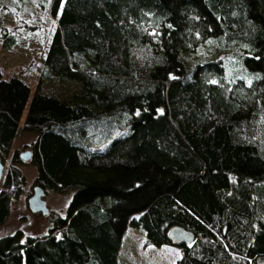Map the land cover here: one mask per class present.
<instances>
[{
	"label": "trees",
	"instance_id": "16d2710c",
	"mask_svg": "<svg viewBox=\"0 0 264 264\" xmlns=\"http://www.w3.org/2000/svg\"><path fill=\"white\" fill-rule=\"evenodd\" d=\"M43 9L55 25L34 90L0 69V161L32 132L36 186L72 194L45 235L0 237V264H121L127 230L161 247L173 227L192 236L174 264H264V0ZM209 42L214 58H185ZM9 161L0 225L23 184Z\"/></svg>",
	"mask_w": 264,
	"mask_h": 264
},
{
	"label": "rangeland",
	"instance_id": "374dc122",
	"mask_svg": "<svg viewBox=\"0 0 264 264\" xmlns=\"http://www.w3.org/2000/svg\"><path fill=\"white\" fill-rule=\"evenodd\" d=\"M37 1L39 3L32 0H0V34L4 29H15L17 33L15 44L11 49H4L0 42V69L5 77L19 75L18 72L23 73L21 77L29 83L31 90H34L35 71L40 66L41 53L47 46L55 25V20L43 9L49 0ZM184 56L192 60L193 58L197 60L214 58L216 47L212 42L204 43L193 54V57L188 54ZM35 137L36 135L32 132L18 130L11 144L10 153L2 162L4 170L10 163L11 154L16 153L17 156L24 150H29ZM15 167L23 177V184L19 186L18 196L10 201L9 215L0 225V237L16 231L21 232L22 240L26 237L43 236L48 232L56 217L64 216L72 192L57 193L45 189L43 200L49 214L46 216L40 213L32 214L28 211L27 199L32 194L33 187L36 186L34 182L37 175L36 168L30 161H20ZM123 241L121 264H174L180 257V250L177 246L145 245L144 234L141 230H127Z\"/></svg>",
	"mask_w": 264,
	"mask_h": 264
},
{
	"label": "water",
	"instance_id": "95a60500",
	"mask_svg": "<svg viewBox=\"0 0 264 264\" xmlns=\"http://www.w3.org/2000/svg\"><path fill=\"white\" fill-rule=\"evenodd\" d=\"M18 158L22 162L29 161L31 158V152L27 149L18 155ZM4 166L0 161V182L3 174ZM1 190V187H0ZM44 190L39 186H35L32 189V194L27 199L28 211L32 214L40 213L43 216L49 214V210L46 207L45 201L43 200ZM168 240L173 246H181L191 241L192 236L179 227H173L168 232Z\"/></svg>",
	"mask_w": 264,
	"mask_h": 264
},
{
	"label": "flooded vegetation",
	"instance_id": "af4514ba",
	"mask_svg": "<svg viewBox=\"0 0 264 264\" xmlns=\"http://www.w3.org/2000/svg\"><path fill=\"white\" fill-rule=\"evenodd\" d=\"M3 171H4V169H3ZM2 176H3V174H2ZM2 179V178H1Z\"/></svg>",
	"mask_w": 264,
	"mask_h": 264
}]
</instances>
